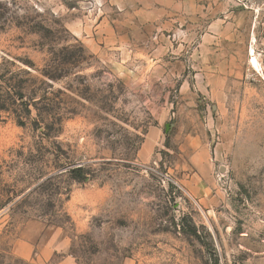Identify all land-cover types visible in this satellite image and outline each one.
<instances>
[{"label":"rangeland","instance_id":"1","mask_svg":"<svg viewBox=\"0 0 264 264\" xmlns=\"http://www.w3.org/2000/svg\"><path fill=\"white\" fill-rule=\"evenodd\" d=\"M225 1L212 97L110 48L115 0H0V264H264V0Z\"/></svg>","mask_w":264,"mask_h":264},{"label":"crops","instance_id":"2","mask_svg":"<svg viewBox=\"0 0 264 264\" xmlns=\"http://www.w3.org/2000/svg\"><path fill=\"white\" fill-rule=\"evenodd\" d=\"M115 4L116 16L114 11L110 21H103L110 25V48L131 53L134 49L151 69L170 66L165 72L193 74V86L205 88L212 97L219 94L225 74L232 72L225 0H115Z\"/></svg>","mask_w":264,"mask_h":264},{"label":"bare ground","instance_id":"3","mask_svg":"<svg viewBox=\"0 0 264 264\" xmlns=\"http://www.w3.org/2000/svg\"><path fill=\"white\" fill-rule=\"evenodd\" d=\"M250 64L255 70L260 72L261 67L259 65L258 59L256 57V53L253 48L250 49Z\"/></svg>","mask_w":264,"mask_h":264},{"label":"trees","instance_id":"4","mask_svg":"<svg viewBox=\"0 0 264 264\" xmlns=\"http://www.w3.org/2000/svg\"><path fill=\"white\" fill-rule=\"evenodd\" d=\"M18 95L20 97L19 99H22L23 98V96H21L23 94H18ZM72 173L75 175L76 179H83L84 178V171H83L82 168L74 169L72 171Z\"/></svg>","mask_w":264,"mask_h":264},{"label":"built area","instance_id":"5","mask_svg":"<svg viewBox=\"0 0 264 264\" xmlns=\"http://www.w3.org/2000/svg\"><path fill=\"white\" fill-rule=\"evenodd\" d=\"M232 1L238 6L244 7L245 9L250 8L251 0H232Z\"/></svg>","mask_w":264,"mask_h":264}]
</instances>
